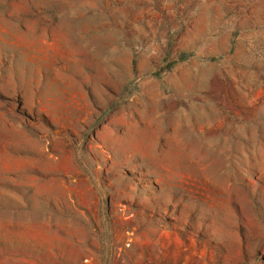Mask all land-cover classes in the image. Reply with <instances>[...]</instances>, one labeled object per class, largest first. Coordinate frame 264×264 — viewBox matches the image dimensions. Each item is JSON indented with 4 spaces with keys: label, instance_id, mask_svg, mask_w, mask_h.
I'll return each mask as SVG.
<instances>
[{
    "label": "rangeland",
    "instance_id": "374dc122",
    "mask_svg": "<svg viewBox=\"0 0 264 264\" xmlns=\"http://www.w3.org/2000/svg\"><path fill=\"white\" fill-rule=\"evenodd\" d=\"M0 264H264V0H0Z\"/></svg>",
    "mask_w": 264,
    "mask_h": 264
}]
</instances>
